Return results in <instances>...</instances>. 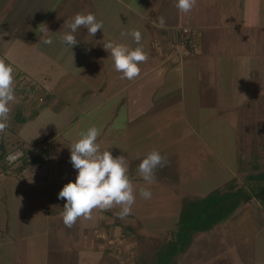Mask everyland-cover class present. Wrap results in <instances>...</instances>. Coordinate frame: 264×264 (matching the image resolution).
<instances>
[{"label": "crops", "instance_id": "crops-1", "mask_svg": "<svg viewBox=\"0 0 264 264\" xmlns=\"http://www.w3.org/2000/svg\"><path fill=\"white\" fill-rule=\"evenodd\" d=\"M262 1L251 0L254 5ZM218 2L196 0L194 7L184 13L175 7L174 0H0V49L5 60H9L5 50L9 53L12 45L20 42L33 49L30 61L38 60V65L48 64L44 58L57 61L63 68L55 72L49 68L43 72V79L36 80L38 84L52 83V90L45 84H40V89L53 99L71 98L76 91L84 95V114H92L87 124L101 129L97 138L101 150L126 157L136 195L128 215L129 226H136L137 219L142 221L136 211L152 209L146 226L176 228L184 198L203 197L237 176V133L233 132L237 123L230 115L236 114L235 109L251 96V57L247 55L254 53L253 49L263 54L264 35L260 30L259 44L253 45L249 25L253 16L248 18L246 11L243 37L232 35L226 25L233 20L231 12L225 10L222 15L219 8L210 10ZM78 12L95 13L103 28L92 35L80 26L74 33L78 42L71 48L61 43V37L70 31L68 22ZM182 27L195 30L198 41V46L183 57L175 53ZM131 29L141 32L139 46L148 58L140 62V74L128 80L115 70L110 52L103 45L113 41L137 47L131 36L121 35ZM49 37L53 43L44 44ZM22 51L21 57L26 58L28 52ZM231 53L240 57L237 90H231L230 61L225 59ZM222 70L229 84L225 92L219 85ZM221 92L228 98L229 118L222 115L226 98L219 101ZM63 109L50 111L58 114ZM219 119L227 124L228 140L219 137L218 132L226 126L216 124ZM78 120L74 118V122ZM65 143L71 147L73 142L65 139ZM153 149L165 162L154 170V178L148 183L137 168ZM49 152L48 160L55 161L51 149ZM64 163L68 166L70 158L66 162L60 159L59 166ZM67 170L63 169L59 175L63 181L56 182L53 190L49 187L51 173L46 179L26 183L0 170V264H95L93 259L100 264H136L140 246L134 230L132 236L123 233L126 217L116 215L120 206L95 208L90 217H78L71 227L63 222L61 206H50L52 200L65 202L58 193L77 174V170ZM140 187L152 192L145 209L138 205ZM41 191L45 193L39 195ZM29 203L33 210L38 205L46 210L45 226L39 227L29 219ZM258 238L253 239L256 254Z\"/></svg>", "mask_w": 264, "mask_h": 264}, {"label": "rangeland", "instance_id": "rangeland-1", "mask_svg": "<svg viewBox=\"0 0 264 264\" xmlns=\"http://www.w3.org/2000/svg\"><path fill=\"white\" fill-rule=\"evenodd\" d=\"M245 1L247 2L246 7ZM255 7L259 9V12L256 11ZM218 8L221 9L219 11H222V15L225 10L231 12L233 20L230 21V24L227 23L226 25L229 27V31L232 32V35L238 33V35L243 37L241 29L244 28L243 25L246 23L245 11L248 18H252L253 16V19L249 21L251 32L253 33L251 41H253V45L259 44L260 32L262 31L264 35V0L262 3H255V5L251 0H220L215 5L213 4L210 10L215 11ZM260 15L262 16L260 17ZM223 23L225 24L224 19ZM246 35L248 36V34ZM196 44L198 46V41H196ZM12 46V51L10 50L8 53L5 50L4 53V56H7L9 60H5L1 55L3 51L0 49V60H4L6 63H10L11 61L10 64L14 69L13 88L16 97L15 101L10 103L11 112L9 114L8 127L0 132V170L7 175L18 177L20 181L26 183L46 179L49 173H51L50 177L53 179L49 187L53 190L56 182L63 181L61 179L62 176H59L63 169L70 170H67V172H75L76 170L71 163L68 166H65L67 165L65 163L64 166H59L60 159H62V162H66L70 158V147L65 146V139H68V143L74 142L78 138V133L89 127L90 124L88 125L87 121L92 114L90 116L84 114V103L87 98L83 97L84 95L78 91L72 92L73 97L71 98L58 97L57 99H53V97L46 96V91L42 90V88L40 89V84H45L48 85V89L52 90V83L42 82L38 84L36 80L43 79V72L48 71L49 68L54 72L59 70V68H63L60 67L57 61H53L54 63H52L48 58H44L43 62H48V64L38 65V60L30 61V53H33L31 47L28 49L26 45H22L20 42H16ZM25 47L26 51H24ZM255 50L253 49L254 53L247 55L251 57L249 60V72L250 78L252 79L251 96L247 98L248 102L246 101L243 106L235 109L236 111L238 110L236 114L230 115L234 119L233 122L237 123L236 129H233V132L234 134L237 133L238 169L237 176L233 179L238 185H244L251 189L249 176L252 174L255 175L264 169V81H262L264 77V50L262 55L257 54L258 50ZM21 51L22 54L28 52L25 55L27 57L29 56V59L27 57H21ZM179 56L183 57L185 54ZM239 58L237 54L233 53L225 57L226 60L230 61L227 66L231 70V83L234 84L231 90H237V86L239 85L236 81L237 74H239ZM20 70L30 75L26 73L21 75L19 73ZM39 72L41 76L38 75ZM221 75L219 84L220 91L225 92L229 84H227L228 82L226 81L223 70ZM225 98L221 92L219 94V101L221 102ZM227 101L228 98L224 101L226 102V106L222 109V115L229 118L230 113H228L229 107ZM55 103L58 104L56 107H53ZM226 107L227 109H225ZM52 108H55V111L53 110L54 112L60 111L59 109L61 108L64 109L58 114H53L50 111ZM74 118H78L79 120L74 122ZM224 120L226 121V118ZM228 122L230 123L231 121ZM215 123L226 125L225 127L223 126V131H219L218 133H220L219 137L227 138L226 140H228L229 132L227 130V124L223 119H219ZM121 135H123L122 132ZM50 140H54L51 145L49 144ZM50 149L53 152L51 155L55 158V161L48 160ZM3 155H5L4 158H2ZM36 157L37 159L33 160ZM24 164H27L24 170L18 171L20 166H24ZM43 186L47 187L45 185ZM44 193V191H41L38 194L43 195ZM138 200H140V203L138 202L140 208L145 209V205L148 204V199L139 195ZM49 203L53 208H59L61 206L59 209H63L62 206L64 205L62 203L65 202L59 204L56 200H52ZM33 209H31V203H29V219L35 220L39 227L45 226L44 214L46 210H41L39 205L37 209ZM138 213L142 221L140 222L137 219L135 221L137 223L136 226H129L127 224L131 222L130 217L126 216L124 218L126 224L122 230L125 236H132L134 230L137 239H139L138 234H141L144 240L153 242L154 244H152L157 247H162L168 239H171L172 231L175 229L174 226H146L148 225L146 223L148 222V217H152V209L136 211V214ZM1 230L2 233L5 232L4 228ZM256 237H259V241L257 242L258 254L255 252V244L253 241ZM39 238L41 239L42 236H39ZM205 239L209 241L208 244L201 242ZM116 246L119 245L117 244ZM119 248L117 249L118 251L120 250ZM81 250L84 251L85 249L83 248ZM39 252L37 251V256H39ZM83 253L87 252L84 251ZM93 260L96 261L95 264L99 263V260ZM177 263L264 264V202H262V199L253 197L243 203L229 219L218 224L210 233L203 235L186 252L180 253L177 257Z\"/></svg>", "mask_w": 264, "mask_h": 264}, {"label": "clouds", "instance_id": "clouds-1", "mask_svg": "<svg viewBox=\"0 0 264 264\" xmlns=\"http://www.w3.org/2000/svg\"><path fill=\"white\" fill-rule=\"evenodd\" d=\"M174 4L178 10L187 13L194 7L196 0H174ZM163 22L161 18L160 23ZM67 26L70 31L62 35L61 43L72 48L78 42L74 33L80 26L94 35L103 28V22L97 20L95 13L78 12ZM121 35L131 36L138 46L131 48L125 43L109 41L103 47L110 52L115 70L122 74L121 78L132 80L141 72L140 62L146 61L148 56L143 47L139 46L142 34L138 29L122 32ZM43 43L50 45L53 40L49 37ZM13 71L10 63L0 60V132L8 127L10 103L16 99ZM100 133L101 129L93 125L81 130L71 144L70 162L77 174L75 180L67 182L58 193V198L65 200L61 215L67 227H71L78 217H90L95 208L108 209L118 205L120 211L116 215L120 218L132 212L136 195L128 175L127 159L124 155L113 156L110 150H101L97 142ZM164 162L161 153L153 149L141 159L137 172L151 183L154 170L163 166ZM138 191L145 199L152 196L150 188L140 187Z\"/></svg>", "mask_w": 264, "mask_h": 264}, {"label": "trees", "instance_id": "trees-1", "mask_svg": "<svg viewBox=\"0 0 264 264\" xmlns=\"http://www.w3.org/2000/svg\"><path fill=\"white\" fill-rule=\"evenodd\" d=\"M4 157L5 155L2 156ZM36 159L37 157L33 158ZM26 166L27 164L20 166L18 171H23ZM249 182L252 189L238 185L231 179L203 197L184 198L178 224L172 231V238L162 247L153 245V242L144 240L143 236L138 234L140 254L136 264H178L177 257L180 253L186 252L203 235L229 219L247 200L255 197L261 198L264 202V169L250 175ZM201 242L208 244L209 241L205 239Z\"/></svg>", "mask_w": 264, "mask_h": 264}, {"label": "built area", "instance_id": "built-area-1", "mask_svg": "<svg viewBox=\"0 0 264 264\" xmlns=\"http://www.w3.org/2000/svg\"><path fill=\"white\" fill-rule=\"evenodd\" d=\"M181 31L182 34L177 41L175 53L178 55H186L197 47L195 33L189 27H182Z\"/></svg>", "mask_w": 264, "mask_h": 264}]
</instances>
